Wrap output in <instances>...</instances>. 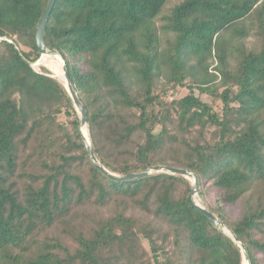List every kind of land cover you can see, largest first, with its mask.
Wrapping results in <instances>:
<instances>
[{"label":"trees","instance_id":"16d2710c","mask_svg":"<svg viewBox=\"0 0 264 264\" xmlns=\"http://www.w3.org/2000/svg\"><path fill=\"white\" fill-rule=\"evenodd\" d=\"M171 1L56 0L45 44L66 60L99 163L193 172L264 264V0ZM48 2L0 0V264H243L185 175L116 181L92 162L64 84L31 65ZM163 80L190 92L164 100Z\"/></svg>","mask_w":264,"mask_h":264},{"label":"water","instance_id":"95a60500","mask_svg":"<svg viewBox=\"0 0 264 264\" xmlns=\"http://www.w3.org/2000/svg\"><path fill=\"white\" fill-rule=\"evenodd\" d=\"M56 0H49L48 4H47V7H46V10L44 11L43 15L41 16L40 20H39V23H38V27H37V33H36V42H37V46L39 48V51H40V57L39 59L34 62V63H31V65L34 67V65L38 64V65H43V62H42V59L44 57V55L46 53H53V54H56L58 55L61 60H62V68H63V72H64V79L66 81V84L64 83V86L67 90V92L69 93V95L71 96L73 102H74V105H75V108L79 114V117H80V129H81V132L83 134V138H84V141L86 143V148H87V151H88V154L92 160V162L107 176H109L110 178L116 180V181H124V180H128V179H134V178H140V177H143V176H146V175H149L150 173L152 172H161V171H166V172H169V173H176V174H181V175H185V176H190L193 178V190L191 192V195L190 197L192 198V196L194 195H197L199 193V190H198V178L197 176L187 170V169H180V168H174V167H167V166H154V167H151L145 171H142V172H138V173H129L127 175H118L116 173H113L109 170H107L104 166H102L92 147H91V142L89 141V138L87 135H89L88 133H85L84 129L87 128V118H86V111H85V108L82 104V102L80 101V99L78 98L74 88H73V85L70 81V78H69V74H68V70H67V65H66V60L65 58L57 51H54V50H49L45 44V40H44V32H45V27H46V22H47V19L49 17V15L51 14V11H52V8L54 6V3H55ZM52 77H56L54 75V73L51 74ZM203 213H205L209 218L210 220L212 221V223L216 226H219L222 228V230L228 234V235H231L233 237V239L238 242L240 245H241V248H242V251L244 253V259H243V264H250V260H249V257L246 253V248H245V245L240 241V239L234 234V232L229 229L221 220L218 219V217L213 214L211 211H209L207 208H205L204 206H200L198 204H195ZM226 230L228 232H231V234L227 233Z\"/></svg>","mask_w":264,"mask_h":264},{"label":"rangeland","instance_id":"374dc122","mask_svg":"<svg viewBox=\"0 0 264 264\" xmlns=\"http://www.w3.org/2000/svg\"><path fill=\"white\" fill-rule=\"evenodd\" d=\"M180 1H182V0H172L169 3V6H172L173 4L178 3ZM223 38H229V34L223 36L222 39ZM254 44L255 43H254V40L252 38L247 39L246 46L248 48H251L252 46H254ZM47 60L48 61L51 60L54 63V65H55V68L54 69L55 70H56V67L57 66H58L59 70H62V76L60 74V77H62V79L64 81L63 68H62L63 66H62V60H61V58L59 56H57V55L48 54L43 59V63L45 64L47 62ZM216 64L217 63L215 62L213 66H216ZM60 65H61V69H60ZM41 67H45L51 73L53 71L54 74H55V71L51 68V65H50V67L48 65H46V66L38 65V64L34 65V68L36 70H38V71L41 70ZM219 88H220V91H222L224 89L223 86H219ZM155 92L157 94H159V96L162 99L172 101L174 99L181 98V97L189 94L190 89L187 86H184V85H182V86L181 85L173 86L172 84H168L166 82V80H163V81H161L158 84L157 88L155 89ZM194 92H195V94L200 95L204 100L212 101L214 103V105H215V108H218V106L220 105V102L219 101H215L213 99V96H211L210 94H201L199 92V90H197V89H194ZM62 118H63L62 120H65V116H62ZM84 131H85V133H87V128H85ZM205 135L208 137L209 136V131H206L205 132ZM186 177L189 178L191 180L192 184H193V178L190 177V176H186ZM198 190H199V185H198ZM192 200L195 202V204H198L200 206H204L205 208H206L205 202L210 203L212 205H215V203H217L216 202V198L214 197V195H210V194H206L205 200H204L203 196H201L200 193H198L197 195L192 196ZM243 209H244V205L243 204H237L236 206H233V207H231V206H225V213L229 216V218L231 220H236L242 214ZM105 213H109V211H106ZM226 232L229 233V234H231V232H228L227 230H226ZM144 246L147 249L149 248V245H148V243L146 241H144Z\"/></svg>","mask_w":264,"mask_h":264},{"label":"bare ground","instance_id":"6f19581e","mask_svg":"<svg viewBox=\"0 0 264 264\" xmlns=\"http://www.w3.org/2000/svg\"><path fill=\"white\" fill-rule=\"evenodd\" d=\"M48 54H53V53H46L45 55H44V57H43V59L45 58V56L46 55H48ZM53 55H56V54H53ZM58 56V55H57ZM43 59H42V62H43ZM49 60V59H48ZM47 60V62L45 63L46 65H48L49 67H50V65H51V68L55 71V76H57V78L60 80V81H62V83L64 84H66V81H65V79H64V81H63V79H62V77H60V74H61V76H62V70H59V68H58V66L56 67V70L54 69L55 68V65H54V63L50 60V61H48ZM44 64V63H43ZM44 64V65H45ZM45 65V66H46ZM60 69H61V65H60ZM51 70V69H50ZM52 71V70H51ZM52 73H54L53 71H52ZM63 75H64V72H63ZM87 133H88V130H87ZM88 136V138H89V135H87ZM89 141H90V139H89Z\"/></svg>","mask_w":264,"mask_h":264}]
</instances>
